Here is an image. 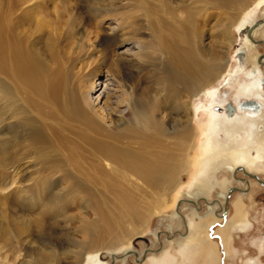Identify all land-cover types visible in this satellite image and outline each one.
Instances as JSON below:
<instances>
[{
    "label": "bare ground",
    "instance_id": "obj_1",
    "mask_svg": "<svg viewBox=\"0 0 264 264\" xmlns=\"http://www.w3.org/2000/svg\"><path fill=\"white\" fill-rule=\"evenodd\" d=\"M261 6L264 0H0V167L7 193L33 187L41 199V191L71 175L67 190L84 194L55 204L81 200L96 216L81 220L87 241L67 249L33 241L43 226L41 211L35 229L25 221L18 225L25 235L13 250L16 256L24 248L40 251L20 261H12L13 251L7 250L9 259L1 251L0 264H59V255L67 264H107L101 250L112 259L121 246L131 251V240L184 175L192 173L189 185L205 199L212 170L242 167L252 178L245 169L258 170L264 160V75L258 65L247 71L250 81L233 94L234 114L215 110L225 100L218 99L225 92L216 84L231 87L235 73L245 71L237 60L255 43L247 37L253 18L246 15ZM212 11L229 16L211 32L205 26ZM232 34L242 41L234 55ZM251 99L259 107L239 106ZM174 206L185 219L179 201ZM233 216V230L251 223L240 203ZM187 228L176 254L143 253L142 264H194L204 249L206 262L216 258L202 226L188 220Z\"/></svg>",
    "mask_w": 264,
    "mask_h": 264
},
{
    "label": "rangeland",
    "instance_id": "obj_2",
    "mask_svg": "<svg viewBox=\"0 0 264 264\" xmlns=\"http://www.w3.org/2000/svg\"><path fill=\"white\" fill-rule=\"evenodd\" d=\"M250 14L251 16H248ZM226 15H228V13L212 11V15H209V18H208V24L207 26H205L206 31H209L210 29L212 32L215 30L216 28L215 26H217V24H219L220 22H226L225 18L229 16V15L228 16ZM246 18L249 20L253 18L252 25L251 27H249V30L247 31V37L250 40L251 39L255 40V43L252 42L254 44L251 43L252 45L249 46L248 49L246 48L244 49L243 54H242V59L239 61L237 60L239 64L236 61H233L234 66L239 65L240 67L244 68L245 71L240 69L241 72L240 70H238L240 74L238 72L235 73L236 77H234L235 78L233 81L234 83L232 86L230 85L231 87H229L228 85H225V86L223 85L222 87L216 84L217 87H219L220 90L224 91L226 94L225 93L222 94L223 92H221L220 98L218 99L223 100L222 98H224L225 100L223 102V105L215 106V110L219 112L225 111L227 114H234L237 111L236 107L233 105L234 103L233 99L235 97L233 94L235 90L239 89L238 87L240 85L248 83L246 81H250L249 78L251 76L247 71L253 69L254 65L255 66L258 65L257 67L262 71L264 75V42H263L264 41V6L251 9L246 15ZM231 30L232 32H234V35L237 33V28L233 29L232 27ZM234 35L232 34L233 40L231 44L232 46L230 47V53L232 55H234L235 50H237L238 46L242 43V41L239 40L241 36L240 37L236 36L237 37L236 41H234ZM207 41L209 42V39ZM213 43L214 41L211 44ZM217 48L219 47H215V50ZM221 54L223 55L222 52ZM234 62H236L237 64L235 63L236 64L235 65ZM222 82L223 81H221V83ZM229 102H231V104L233 105L234 112L229 111L226 108ZM195 144L198 146L199 141L196 140ZM193 152L194 151L192 149L190 151V154L192 155ZM1 163L2 162H0V164ZM262 163H264V160L260 162L258 170H255V171H250L247 169L245 170L246 172L250 171L251 173L256 174L261 180L264 181V164ZM191 171L189 170V172ZM234 175L235 177H244L248 179V177L244 175L241 170L236 171L235 174L233 171L229 170L228 168L224 166L217 168L215 171L212 170V172L210 173V176L207 178L208 179L207 188L204 191H202L208 197L206 198V201L210 203L211 200H216V199L222 200V196L224 195V192H226L230 187H237L236 182L238 181L236 180ZM231 176H233V178H231ZM52 177H55V176L53 175ZM24 178L27 180V176H25ZM191 178H192V173L186 174L182 177L183 183L181 187L178 189V191L175 190L174 192H172V193H175L177 191L175 193L176 195L170 193L165 206L160 209L158 214H152L150 217V221L148 222V225L144 228H141V230H139V232L141 233L139 234V237L136 236L134 239L131 240V246H130L131 251L125 252L124 250L125 248L121 246L120 251L115 253L114 255L115 258L112 259L111 257L112 255H109L110 251L106 249H102L101 254H100L102 260L105 261L107 264H142L145 260L143 258L144 257L143 253H146L145 258H147L149 254L150 255L155 254V256H157L160 254V252L163 249L168 248L167 246L169 245L170 241L167 240V237L169 236H171V238L175 237L174 239L172 238L173 240L170 245L172 248L171 247L168 248L170 249L169 252L171 254H176V252L178 251L179 243L182 241L181 240L179 243H177V241H179V239L181 238L179 234L183 232V223H182L183 219L177 214L175 210L176 206H174L173 208H171L170 206L172 205V203L173 204L176 202L178 203L179 201L178 212L182 216H184L186 221L190 220L192 217L195 218V216L196 217L200 216L199 218H197V220L202 221L203 219H200V218L208 215V217L206 218H208L209 221H211L212 223H213L212 219L215 221L213 224L209 225L210 231L215 233L216 228L218 229V231L220 228L222 229L226 228L228 231H230L228 233L229 236H231L230 239H229V236L228 237L222 236L223 238L222 242H220V239L218 236L213 235L212 237L214 240H217L215 241L216 246H213V248L215 247L214 249L217 254L218 252H220V254L218 255V257H220L218 260V264H242L245 262H250L251 264H264V185L260 184L259 182L251 178L252 179L251 190L246 191L245 193L240 192L241 194H239L238 191H233L231 193V196L229 197L230 200L228 204L229 206L228 216L230 215V218L226 216L228 217V220L224 221V219L221 218L222 216L220 217L216 215L213 211H211L212 213L207 212L205 210L206 208L205 204L203 205V209L201 210V213H199L198 209L200 208V206L195 205L196 207H193L191 201H189V203H185V202L182 203L181 199L185 198V196H188V198L190 200H193L194 203H195V198H197L198 196H201V194L197 192V189L195 190L194 187H191L189 185L192 181ZM67 179H70L71 182L74 181L71 175L66 176V180L63 179L61 181L62 185L59 183L57 184L55 183L56 186L55 184H53V186L51 185L49 189L46 188L48 193L45 189L41 191L42 193L41 199L37 198V195H36L37 192L35 191V189L33 190V187L29 189L25 188V190L24 188L19 189V190H12L14 192L11 194H8L7 192L10 190L9 188L10 185L7 186L8 178L4 172V168L0 167V231H1L0 232V255H1V251H2V255L4 256V254L7 253L8 251L9 253H11L13 250L15 251L17 250V248L15 247L16 241L20 238H23V236L25 235V234H20L21 223L23 221L28 222L30 225L26 227L30 226L31 228L35 229V227L37 226V223L34 217L37 214H38L37 216H39L42 212L43 213L45 212V213L43 215V218H41L42 219L41 225H43L40 231L41 233L33 232V235H37L36 237L34 236L35 238L33 239V241H36L37 243L36 245H40L39 243L44 239L46 241L51 240V242L54 244L56 243V245L59 248L63 245L62 247L64 248L67 247V249H74L75 245L77 244L76 247L77 249H79L78 245H81L82 242L87 241L88 237L85 233L82 232L83 229L81 228L82 226L81 224H83L84 221L91 222L92 220H94L96 218L95 212L92 209L86 208L85 206L83 207V204H81V200L80 201L76 200L77 202L75 201L72 203L68 201H64V202H59L58 204H55V202H57L60 198L66 197L67 199H69L71 196L77 197L78 193L80 192L78 190L73 191V192L68 191L67 189L71 188L70 186L71 183H69L70 181L69 180L67 181ZM64 182L65 183L68 182V184H64ZM63 184L67 186V188ZM239 186L241 187L243 186V184H240ZM59 190L60 192H58ZM82 193L83 192H80V194ZM30 194L33 197L32 203L27 201V198L29 197ZM49 195H52V198ZM77 198L81 199L79 198V196ZM71 199L73 200V198H70V200ZM41 201L44 203H42ZM50 201H52L54 205ZM199 201L202 202V200H199ZM39 202H40V205H39ZM238 203L243 205V209L247 211V215H248L247 218L251 222L248 228L245 230H239L237 228L233 230L232 227H230V223L233 222V220H230V219H234L235 217L233 216L234 207ZM31 205L34 207L33 208L30 207ZM41 205H42V208H41ZM55 205L57 206V208L60 207L61 209H57ZM60 213L61 214L63 213V214L59 215ZM64 213H66L67 215ZM174 216H176L177 218H174ZM215 216L217 217L218 220L214 219L216 218ZM21 217L22 218L25 217V218L22 219ZM77 218L80 220H78ZM216 221L218 223H216ZM170 227L172 230L170 229ZM46 229L48 233L46 232ZM14 235L18 237L16 238ZM84 237H87L86 240ZM205 239H208V237L206 236L204 240ZM208 242L210 243L209 240ZM104 245H106L107 247L111 246V244H107V243H104L102 246ZM12 246L15 247V249ZM32 246H35V243L32 245L27 244L26 247L27 248L29 247V249L34 248ZM44 248L45 246L42 247V249ZM25 249L26 248L22 249V251H20L19 253L24 255V254H31V253H36L40 251V250H37V251L34 250L32 252H28V251H25ZM204 250L206 251V249ZM204 250L203 252L199 253V255L197 256L196 264H205L206 256L204 254L205 253ZM15 251H13L15 256L13 255V253L10 254L13 256V258L10 255H8V253L6 254L8 256L7 258L8 259L12 258V261L17 260L18 257L19 259L17 261H20L22 259H27L23 255L16 256ZM216 253H215V256H217ZM66 257L67 256L65 255H59L57 257V259L60 260L59 264H67L69 260H67ZM3 260H4V257L2 261ZM17 261H14V262H17ZM54 264H55V261H54Z\"/></svg>",
    "mask_w": 264,
    "mask_h": 264
},
{
    "label": "crops",
    "instance_id": "obj_3",
    "mask_svg": "<svg viewBox=\"0 0 264 264\" xmlns=\"http://www.w3.org/2000/svg\"><path fill=\"white\" fill-rule=\"evenodd\" d=\"M238 169V168H237ZM246 171V170H245ZM248 172V171H247ZM250 172V171H249ZM251 173V172H250ZM252 182V180H248V182ZM256 183V182H255ZM247 185V184H246ZM197 206H200L199 204H196ZM226 214V213H225ZM225 214H223V215H225ZM208 217V216H207ZM174 218H177L176 216H174ZM197 218H199V217H196L195 216V218L194 217H192L191 219H190V221H191V223H193V225H196V224H200L201 226H202V229L205 231V236H207V237H209L208 239H205L206 241H210V244L212 245V246H216V242L215 241H217V240H214L212 237H213V235H215V236H218L219 237V239H220V242H222V240H223V238H222V236H225L226 234H228L230 231H227V229L225 228V229H222V228H220L219 229V232L217 231V232H212V231H210V228H209V224L210 223H212L211 221H209L208 220V218H206V216L203 218V220L202 221H198L197 220ZM223 218V217H222ZM200 219H202V218H200ZM224 219V218H223ZM172 220V219H171ZM196 220V221H195ZM228 220V219H227ZM188 221V220H187ZM187 221H186V219H183V232H181L180 234H179V236H181V238L179 239V241H177V243H179L181 240H183L186 236H187V232H188V228H187ZM224 221H225V219H224ZM202 222V223H201ZM207 222V223H206ZM209 222V223H208ZM217 222V221H216ZM195 223V224H194ZM231 225H232V222L230 223V227H231ZM204 226H205V228H204ZM181 228H182V226H181ZM170 229H171V227H170ZM172 230V229H171ZM184 230H185V232H184ZM202 230V231H203ZM174 231V230H173ZM212 232V233H211ZM168 233H170V232H168ZM173 234V233H172ZM204 235V234H203ZM182 236H185V237H182ZM205 236L203 237V238H205ZM173 238V237H172ZM171 238V236H169V237H167V240L168 241H170L169 242V245L167 246L168 248L169 247H171L170 245H171V242H172V240L175 238H173L172 239ZM222 239V240H221ZM168 248H166V249H168ZM172 248V247H171ZM215 248V247H214ZM169 251H170V249H168ZM220 254V252H218V254H216L217 255V257L216 258H214L213 256H212V260H208L207 262H205V264H215L216 262V264H218V261H216L217 260V258H218V255ZM196 258H197V256L196 257H194V259H193V261H194V264H196ZM214 258V259H213ZM145 259V258H144ZM210 261V262H209Z\"/></svg>",
    "mask_w": 264,
    "mask_h": 264
},
{
    "label": "flooded vegetation",
    "instance_id": "obj_4",
    "mask_svg": "<svg viewBox=\"0 0 264 264\" xmlns=\"http://www.w3.org/2000/svg\"><path fill=\"white\" fill-rule=\"evenodd\" d=\"M234 177H235V175H234ZM231 178H233V176H231ZM235 178L238 181V182H236V184H237V187L239 189H247V191L251 190V186L250 185H249V187H246V182L244 181V177H235ZM248 180H252V179L251 178L250 179L248 178ZM240 184H243L244 188H243V186H241L242 187L241 188L239 186ZM227 192H228V190L226 192H224V195L222 196V200H219V199L211 200V202L209 203V205H208L206 199L203 196H198L197 198H195V204H193V200H190L188 198V196H185V198H182L181 200H182V203L183 202L189 203V201H192V206L193 207H196L195 206L196 203L199 204L200 205V208L198 209V212L199 213H201V210L203 209V205L205 204V206H206L205 210L207 212L213 211L216 215H218L220 217L226 212V216H227L228 215V212H229V206H228V204H229V200H230V198H229L228 202L227 203L225 202V198H226ZM238 192H239V194H241L240 191H238ZM199 200H202V202L199 201Z\"/></svg>",
    "mask_w": 264,
    "mask_h": 264
},
{
    "label": "water",
    "instance_id": "obj_5",
    "mask_svg": "<svg viewBox=\"0 0 264 264\" xmlns=\"http://www.w3.org/2000/svg\"><path fill=\"white\" fill-rule=\"evenodd\" d=\"M263 42H264V41H263ZM239 106H240V107H243V108H244V107H245V108H257V107H259L257 101L254 100V99H251V100H243V101H241V102L239 103ZM226 108H227L229 111H233V108H234V107H233V105L231 104V102H229V103L227 104ZM239 169L242 170V167H239ZM246 174H247V173H246ZM247 175H249L250 177H252V178H254V179H256V180H258L261 184L264 185V181L260 180V178H259L256 174L249 173V174H247ZM233 191H240V189H239L238 187H230V188L228 189V192H227V195H226V198H225V202H226V203L228 202L229 197H230V195H231V193H232ZM243 191H244V190H243ZM191 202H192V201H191Z\"/></svg>",
    "mask_w": 264,
    "mask_h": 264
}]
</instances>
